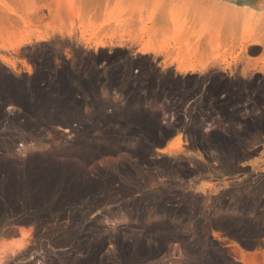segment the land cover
Here are the masks:
<instances>
[{
	"label": "rangeland",
	"instance_id": "rangeland-1",
	"mask_svg": "<svg viewBox=\"0 0 264 264\" xmlns=\"http://www.w3.org/2000/svg\"><path fill=\"white\" fill-rule=\"evenodd\" d=\"M234 1L157 0L155 9L86 0L60 18L0 7V179L23 175L30 164L61 166L59 177L82 167L83 184L94 187L81 190L92 197L78 201L76 222L80 237L89 226L96 244L99 234L106 238L98 254L105 264H226L224 254L238 264H264V0L251 3L260 7L252 18L223 24L227 34L204 17ZM153 9L172 15L151 20ZM41 33L50 36L37 41ZM28 36L31 43L18 45ZM100 39L104 46H88ZM248 40L259 43L248 50ZM145 45L153 51L141 52ZM179 64L207 68L182 74ZM37 73L39 94L22 93L29 103L44 97L40 92L51 97L37 116L12 102L5 107L4 78L31 85ZM95 79L100 90L88 94L84 82ZM82 95V108L70 101L81 113L73 127L37 128L49 106ZM159 120L178 130L172 151L155 148L144 157ZM191 142L204 148H189ZM247 152L262 156L236 164ZM74 212L26 224L18 222L24 211H7L0 264H43L47 250L71 253L72 245L52 246L47 232L67 228Z\"/></svg>",
	"mask_w": 264,
	"mask_h": 264
},
{
	"label": "bare ground",
	"instance_id": "bare-ground-1",
	"mask_svg": "<svg viewBox=\"0 0 264 264\" xmlns=\"http://www.w3.org/2000/svg\"><path fill=\"white\" fill-rule=\"evenodd\" d=\"M85 1L86 0H0V7L7 9L11 12H16L17 8L18 9L26 8V10L29 9L33 11L32 13L40 17L50 16V17L60 18V17H65L66 15H68V13L70 14L72 11H73L72 13H74V9L77 3L79 2L83 3ZM117 1H119V3L129 2L131 5H137L141 7H145V6L154 7V5L156 6L157 4V0H115V4L118 3ZM253 1L254 0H237L231 3L228 2V4H223L222 7L218 8L217 12L215 11V12L206 13L204 14V17L206 20L214 21V22L216 21L220 23V26L215 28L216 33L227 34L232 30L230 27L224 26L223 24L234 23L238 20L249 18L250 16H252V14L256 13L258 9H260L259 6L251 4ZM64 5L70 6L71 9L64 13L62 10ZM45 10H47V12H45ZM171 15H172L171 13H166V12L164 13L155 12L153 9V12L152 13L149 12L147 16L151 20H155L159 17H162V18L170 17ZM176 16H179V15H176ZM49 36L50 34L41 33V34L35 35L34 38H36L37 41H41V40L48 39ZM34 38L33 36H28L25 39H23L19 44L18 43L17 44L21 45V44L31 43ZM88 43H89L88 46H91L94 48L102 47L105 45L104 41H102L101 39L98 41L90 40ZM256 43H259V42L256 40H248L245 48L249 50V47ZM117 44H121V43L118 42ZM140 51L141 52H151L153 51V49L152 47L145 45L144 47L143 46L141 47ZM205 68H207V66L205 65L199 66L197 64H192V65L179 64L176 67V69L182 74L186 73L187 71H201L202 69H205ZM175 137H173L172 140H170L166 146L157 147L156 150L158 152H163V153L171 152L173 140ZM38 165L31 166L30 164V167L28 168L26 167L24 171L21 169L23 171V175L20 174L19 176L8 177V174H7L8 178L1 177L0 179V183L2 184V185L0 184V218H1V221H3L5 217L4 215L7 211H13L14 213L19 212V211L20 212L24 211L25 216L23 215H22L23 217L20 216L21 218L18 220V222L26 223V224L31 223L33 221L40 222V223H46L47 221H50L53 219L58 220V217L61 216L60 214L63 211L72 210L74 212L75 207L79 203L78 201L83 200V199L85 200V198L86 200L89 201L88 198L92 197L90 194L91 190H88L85 192L81 191L82 189L85 190V188L92 187L94 185L92 184V182L89 183L88 186L86 183L83 184L85 180L82 182L81 176H84L82 175L83 173L82 167L80 169L77 168L78 170H73L71 168L72 166L71 167L65 166L64 168L66 167L67 168L63 170L64 176L62 175V177H59L57 172L59 170L61 171V168H60L61 166H59L58 171H54L52 170V167H50V165H47V163L40 165V166ZM38 170L42 172V175L40 176L36 175L35 172L36 171L38 172ZM80 170H81V173L79 174ZM43 172L45 173V175ZM76 216H78V212H74V215L71 218L72 223L67 228L61 229L62 227L54 225L48 228V232H47L49 243L52 246H55V247L70 246L71 247L72 245L71 253H69L70 251H68V253L66 254L64 252H60L56 256L53 257V255L51 254V251L47 250L46 259L43 262V264H105L104 262L105 260L99 259L98 254L100 250L102 249V246L106 238L103 237L102 234H99L98 236L99 241L96 244L94 242L95 237L90 236L89 230L91 228L89 226L88 228H86L87 232H84L85 235L84 236L82 235L80 237V232H82L83 230L81 231V228H80L81 225H79L80 227H78V224L76 222L78 218ZM7 230L9 231V229ZM58 230L60 231L57 232ZM8 231L2 230L0 226V234L8 232ZM22 231H23V235H25L23 237H25L26 239V235H28V231H25L24 229H22ZM13 232L15 231L13 230ZM15 244L19 246V248H23L27 246L22 241H16ZM139 245L141 246V244ZM139 245L136 244V246H139ZM123 251H125V249ZM139 251H140V248H139ZM29 255L31 254L29 253ZM38 261H41V260H38Z\"/></svg>",
	"mask_w": 264,
	"mask_h": 264
},
{
	"label": "water",
	"instance_id": "water-1",
	"mask_svg": "<svg viewBox=\"0 0 264 264\" xmlns=\"http://www.w3.org/2000/svg\"><path fill=\"white\" fill-rule=\"evenodd\" d=\"M38 80L39 73L30 79L31 85H27L26 79L17 78L12 75L5 77L3 81L4 89L8 90V92L10 91V94L7 95L8 102L5 107L12 102L14 104L20 105L23 111L28 115L36 117L38 113V107L44 104L42 99L45 97L47 100H50L51 97H47L45 93L40 92L42 95H44V97L36 98L33 103H29L26 98L22 97V93H27V96L31 94L38 95L39 88L36 85ZM84 85L89 90L88 94L94 95L100 90L101 82L98 81V79H95V82L85 81ZM114 87L115 85L111 87V91L114 89ZM72 100L75 101L76 107L79 109L82 108L87 101L85 95H82L77 98L63 100L58 106H49V108H47L46 112L44 113L43 120L39 125H37V128H48L50 126H60L63 128L73 127L81 119V113L79 109L72 110L70 108V101ZM133 132H135V130H133L132 133ZM177 133V128H168L159 120L157 123V129L150 137H148L149 143L145 145V151H143L142 155L146 157L149 153L153 152L155 148L166 146L167 143L177 135ZM189 148H199L202 150L204 145H202L200 142H191ZM241 157L243 156H240V158ZM228 236L233 237L232 234H228ZM224 259H228L227 254H224ZM225 263H227V261H225Z\"/></svg>",
	"mask_w": 264,
	"mask_h": 264
},
{
	"label": "crops",
	"instance_id": "crops-1",
	"mask_svg": "<svg viewBox=\"0 0 264 264\" xmlns=\"http://www.w3.org/2000/svg\"><path fill=\"white\" fill-rule=\"evenodd\" d=\"M177 136V135H176ZM264 151V149L262 150ZM262 153V152H261ZM262 155H259V156H255L254 153H251V152H247L246 154L243 155V157H239L236 161V164H240V165H251V162L255 161L256 158L258 157H261ZM255 245H249L248 248H254ZM227 263L226 264H238L234 261L233 257L232 256H228V259H226ZM243 264H247L245 261L243 262Z\"/></svg>",
	"mask_w": 264,
	"mask_h": 264
}]
</instances>
